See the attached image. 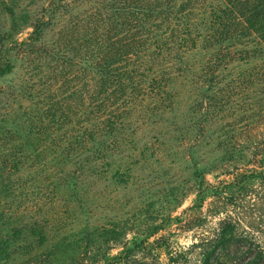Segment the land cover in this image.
Segmentation results:
<instances>
[{"label": "trees", "instance_id": "16d2710c", "mask_svg": "<svg viewBox=\"0 0 264 264\" xmlns=\"http://www.w3.org/2000/svg\"><path fill=\"white\" fill-rule=\"evenodd\" d=\"M26 3L0 0V79L31 66L0 86V264L43 247L66 264H264V0ZM152 162L190 171L187 247L93 217Z\"/></svg>", "mask_w": 264, "mask_h": 264}, {"label": "rangeland", "instance_id": "374dc122", "mask_svg": "<svg viewBox=\"0 0 264 264\" xmlns=\"http://www.w3.org/2000/svg\"><path fill=\"white\" fill-rule=\"evenodd\" d=\"M26 4L33 5L36 0H26ZM29 29L24 30L18 35L19 39L27 36ZM53 32H49L47 38L52 39ZM27 62L18 61L17 67L11 74L0 79V86L10 93L15 86V80L21 71H29L30 67ZM30 65V64H29ZM11 88V89H10ZM10 89V90H9ZM185 93H180L181 106L184 107L187 98ZM15 100L5 96L3 102H13ZM169 165V166H168ZM165 167V168H164ZM160 167L156 162L149 165H136L134 167V176L131 177L127 184H119V188L115 191L111 187L103 194L108 199L99 198L98 200H90L93 217L97 221L102 219L116 218L121 223H127L129 232L127 237H132L135 233L143 235L145 229L149 227H160L156 235H166L170 239V245L173 249L187 247L193 240L194 230H185L182 228L183 222L197 214L198 209L193 206L195 194L193 191H186V188L192 187L185 185L184 179L189 175L190 171L187 166L178 163V165L166 164ZM169 168H172L168 170ZM221 178V177H220ZM207 179L214 182V177L209 174ZM184 181V182H183ZM193 183V182H192ZM183 186H182V185ZM185 187V188H184ZM188 190V189H187ZM103 191H98V195ZM184 194V195H183ZM183 195L182 197H180ZM179 198V199H177ZM36 203V202H35ZM44 203V202H43ZM47 205V204H46ZM42 206V202H38L37 208ZM206 206H203L204 211ZM213 219V218H212ZM207 218V220H212ZM73 229L66 231V234L78 230L81 224L80 220L70 219L68 224ZM68 227V228H69ZM67 228V229H68ZM69 230V229H68ZM63 236V235H61ZM152 239V237H151ZM35 249V248H34ZM36 255L47 252L50 254L48 259L38 258L35 264H66L67 260L63 259V254L52 253L43 247L36 249ZM116 249L113 250V253ZM17 259H16V258ZM22 257L15 256V249L11 259L3 264H33L22 260ZM45 259V260H44ZM33 261V260H32Z\"/></svg>", "mask_w": 264, "mask_h": 264}]
</instances>
